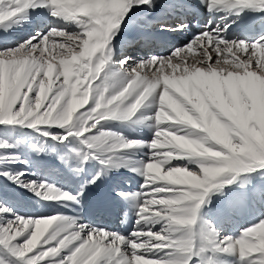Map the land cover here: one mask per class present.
I'll use <instances>...</instances> for the list:
<instances>
[{"label":"snow or ice","instance_id":"6c2138e0","mask_svg":"<svg viewBox=\"0 0 264 264\" xmlns=\"http://www.w3.org/2000/svg\"><path fill=\"white\" fill-rule=\"evenodd\" d=\"M206 4L210 11L237 10V15L246 9L264 11V0ZM144 5L153 7L154 0H0V24L47 7L51 15L81 28L78 34L50 29L0 51V124L34 129L58 124L66 133L57 139L78 138L99 158L138 142L108 132L88 133L102 120L132 118L149 98L150 105L158 101L152 118L159 128L147 145L154 150L150 161L141 170L148 191L139 213L144 220H162V230L135 231L133 239L91 229L85 237L86 226L74 220L13 214L0 223V246L24 264H42L65 250L57 264H214L210 253L217 252H238L245 264H264V220L238 238L222 239L199 221L214 189L232 184L242 173L264 169V116L252 102L264 80V37L253 43L227 41L216 30H204L168 57H150L130 67L131 57L111 64L112 40L128 14ZM185 27L181 23L171 30ZM164 153L171 158L165 159ZM183 157L196 158L199 171L165 167ZM87 159L89 153L83 156ZM22 186L45 199L57 194L45 182ZM152 206L155 211H150ZM11 212L0 204V214Z\"/></svg>","mask_w":264,"mask_h":264},{"label":"bare ground","instance_id":"6f19581e","mask_svg":"<svg viewBox=\"0 0 264 264\" xmlns=\"http://www.w3.org/2000/svg\"><path fill=\"white\" fill-rule=\"evenodd\" d=\"M154 2L158 4L157 8L144 5L139 8H134L128 14L127 18L120 26L118 34L112 40L111 48L115 42L128 44L131 40L133 43L135 39L136 40L133 44V47L140 48L142 44H145L142 39L149 40L152 35L163 39L167 43V46L163 51L161 47H158V45H154L152 42H150L149 44L144 45V47L141 49L142 52L139 51V53L136 54L138 55L137 58H139V60H144V58L147 60L153 56L157 58L170 56L174 50L183 48L194 37L204 30H208L210 32L216 30L219 32L220 36H222L227 41H243L246 43H253L256 42L255 40L258 37L259 40L264 37V31L259 35L250 36H240L237 32L238 24L236 23V19L241 17V21L245 20L253 13L260 12L259 10L246 9L237 15V10H232L229 12L224 9H214L210 11L207 7L206 0H204V2H202V0H154ZM178 8L182 9V11L193 14L194 16L200 13L208 14L211 18L209 21L210 23H208L207 26L208 29L196 28L193 25V22H184L182 24L186 25V27L182 31L165 32L158 27L160 30L157 32V34H152L153 31H151L150 27L153 26L149 25V20L146 17L147 15L142 16L143 14L140 13L142 9H152L149 10L148 15H150L151 20L155 21L154 25L157 26L163 25L160 22L168 21L169 17L172 18L174 15H176L175 12ZM201 14L199 16H202ZM261 14L262 15H259V19H257L255 23L261 24L263 22L264 25V13ZM26 16V19L21 16L15 20L6 21L3 24H0V50L17 46V44L25 39L27 33L24 31L28 29L27 26H30V32L28 35L35 34L33 33L32 29H35L36 24L37 30L40 31L44 27L49 28L48 24H50L52 21H54L55 27H64L67 32H81V28L77 26L75 21L65 20L61 17L53 16L47 7H40L36 8L35 10L29 9L26 13ZM191 20L193 21L195 19L193 18ZM201 20L204 19L202 18L200 21ZM138 25H140V27H142L144 30L141 29V31H139L138 29L140 28H137ZM221 28H225L226 30L221 32L219 30ZM235 34L237 36H235ZM146 54H149V57H147ZM113 55L114 56H112L111 59L112 61L113 59L116 61H121L125 57H132L126 67L131 65L133 59L137 60L135 59L136 55L131 53L130 48L125 50V52L121 55L114 52ZM229 75L232 76L233 74ZM53 87L56 86L53 85ZM262 90H264V80L261 81V88L259 92L261 93ZM150 100L151 98H149V101ZM149 101H145L144 105L138 110L136 115L128 120H109L112 123L110 127L115 129L114 131L117 132V135L123 137L127 141L136 140L137 142L138 140V144L135 147L131 149H123V152H127L128 156L133 155L142 158H140L141 160H138L135 157H132L129 160V157L127 158L126 155L125 158L123 156L124 160H120L116 163H110L108 165L110 170H116V172L120 174L118 176L120 179H122V181L119 184L115 183L118 181V179L112 180L111 177V179L109 178V175H103L104 179L101 181V183L97 187H89V189L79 187L80 179L78 182L64 179V181L61 182V185L57 188V194L59 195L56 194L53 201L45 200L42 196H37L33 191H30L26 188L25 191L31 195H35V199L38 202H42L43 204L34 203L29 205L30 207L28 209L24 207L18 212L12 211L11 213H5L4 215L8 218L7 221L13 219V214H18L24 218H45L59 216L64 219L74 220L77 225L86 226V230L83 233L85 237L89 234L91 229L105 230L112 234H118L124 236L125 238L133 239H136V237H132L131 234L135 231L147 232L148 230H151L153 232H160L163 226L152 223V221L149 220H144L139 213V207L142 205L148 191L137 188L138 180H146V177L140 172L144 165L143 157L146 156L144 154L147 152V150H151L150 147L147 146V140L150 138L154 139L155 132L159 128L152 118L158 109V101L151 105L149 104ZM262 103H264V95L262 96ZM81 110L82 109H78V111ZM162 118L166 120L168 117L166 114H164ZM138 120H142V122L138 123ZM182 131L186 130L182 129ZM135 151L139 152V155L138 153L135 154ZM110 170L109 172H112ZM90 176L91 175L87 176V178L90 179ZM84 177L86 178V176ZM62 194L76 197V200H65L63 199ZM119 194L125 195L122 196ZM226 200L230 201L229 205L225 208L220 206L221 210L219 211V214L215 213L213 217H216L219 226H221V222L228 221L229 226H225L224 228L225 234L227 235L226 237L236 238V227L246 226L248 219L251 222L257 220V216L259 214L258 210L263 205L257 201L255 196L251 197L253 202L251 203V206H247L251 212L250 214L249 212L244 214L243 209H245V207L242 203V200L233 201L232 199V202L231 198H227ZM155 207L156 206H152L150 211H155ZM227 216L229 217L227 218ZM201 222L202 221H200V224ZM216 233L218 234L217 231ZM219 238L222 239V237ZM63 254L67 255V251L65 250ZM216 254L222 259L226 258V261L222 263V260L220 259L214 262V264H245L240 259L238 252L234 254L217 252Z\"/></svg>","mask_w":264,"mask_h":264},{"label":"rangeland","instance_id":"374dc122","mask_svg":"<svg viewBox=\"0 0 264 264\" xmlns=\"http://www.w3.org/2000/svg\"><path fill=\"white\" fill-rule=\"evenodd\" d=\"M155 4L156 2H154L153 8H157L158 4H156V6ZM149 10L142 9L140 13L143 14L142 16H145L149 12ZM54 24V21H52L50 24H48L49 28L44 27L40 31L37 30L36 24L35 29H32L33 33H35L34 35H28V33L30 32V26H27L28 29L24 31L25 33H27V36H25V39H23L19 44L23 43L24 41L30 38L36 37L37 34L44 35V33H48L50 29L65 30L64 27H55ZM219 30L221 32H224L226 29L221 28ZM68 33L78 34L72 32ZM235 36L237 35L235 34ZM257 40H259V37L255 41ZM19 44H17V46ZM17 46H14L12 48H15ZM49 47H51V42L49 43ZM12 48L10 47L5 49ZM5 49H1L0 51H3ZM148 55L147 57H149ZM135 59L137 60L133 59L130 66L134 65L137 61H140L137 57ZM145 59L146 58H144V60ZM119 62V60H111V64L113 65L119 64ZM148 71L151 72L152 70L149 69ZM220 78L221 77L219 76V74H217V79ZM263 95L264 90H262L261 93L259 92L253 94L252 96L253 106L254 108L259 109L260 114L262 116H264V103H262ZM90 106L91 101L90 104L85 107ZM119 119L120 118L117 117L102 120L101 123L97 126V129L92 130V132L88 133L87 135H95L99 132H108L117 135V132L114 131L115 129H112L110 127L112 123L109 120ZM44 132H48L49 135L45 136ZM65 133L66 129L61 128L58 124L38 125L35 129L20 124H0V204L6 205L14 212H18L24 207L28 209L30 207L29 205L34 203L43 204L42 202H38L35 199V195H31L30 193L25 191L26 188L22 185L27 184L29 182H34L36 184L45 182L48 185L53 186L57 189L61 185V182L64 181V179L74 182H78V180L80 179L79 187L89 189V187H97L104 179L103 175H109V178L111 177L112 180L118 179V181H116L115 183L119 184L122 181V179H120V177L118 176L120 174L116 172V170H110V167L108 165L110 163H116L120 160H124L123 156L125 158L126 155L127 158L129 157V160L132 157H135L138 160L142 159L138 156H128V153L123 152V149H116L111 154H104L99 156V158L95 157L94 161L88 159L85 161L83 160V156L86 153L84 148L87 149V147L80 143V140L78 138L69 137L67 140H59L56 138L59 136H63ZM152 140L153 138L147 140L148 144ZM153 151L154 150H147V152L144 154L147 156L143 157L144 164L150 161ZM76 152H80V155H77ZM136 153H138L139 155V152L135 151V154ZM163 156L165 157V159L171 158V154L169 153H164ZM101 160H104L105 162L101 163ZM195 160L196 158L194 157H183L180 159H173L167 165H165V167H186L189 170L198 172L199 165L195 163ZM109 170L112 172H109ZM105 171H108L109 173ZM4 173H7L8 175H4ZM89 175H91L90 179L87 178V176ZM84 176H86V178ZM17 177H19L18 181ZM93 179H95V183H92ZM145 185L146 180H138L137 188L148 190ZM54 196H56V194H54ZM254 196L257 198V201L262 203L263 206H261L258 210L259 214L257 216V220L251 222L248 219L246 226L236 227V238L240 237L243 231L247 230L248 228L254 225L259 224L262 220H264V169H257L250 173H242L232 184H225L219 190L214 189L209 194V197L207 198L205 204H203L200 209L199 221H202L200 224L201 227H214L215 230L218 232L219 237H226L227 235L225 234L224 228L225 226L228 227L229 223L228 221H223L221 222V226H219L216 217H213L215 213L219 214V211L221 210L220 206H222L223 208L228 206L230 201L226 199L231 198V202L232 199L233 201L242 200V203L245 207V209H243V213L246 214L249 212L250 214L251 211H249L247 206H251V203L253 202L251 200V197ZM45 200L53 201L54 198H49ZM4 214H0V223L7 222L8 218ZM228 217L229 216H227V218ZM152 223L160 224L161 226H163L164 224L162 220L155 222L152 221ZM22 240L23 237L19 238L16 243H20L22 242ZM210 255L212 257L213 262H216L220 259L222 260V263L226 261V258L222 259L216 253H210ZM64 256H66V254H63L62 252L60 256L50 257L47 260L42 261V264H57V262ZM0 261H2L3 264H24L22 260L12 256L3 246H0ZM243 263L245 262L243 261Z\"/></svg>","mask_w":264,"mask_h":264},{"label":"clouds","instance_id":"9594fccd","mask_svg":"<svg viewBox=\"0 0 264 264\" xmlns=\"http://www.w3.org/2000/svg\"><path fill=\"white\" fill-rule=\"evenodd\" d=\"M169 135H173V134H171V133H169ZM175 139H183V138H181V137H175Z\"/></svg>","mask_w":264,"mask_h":264}]
</instances>
